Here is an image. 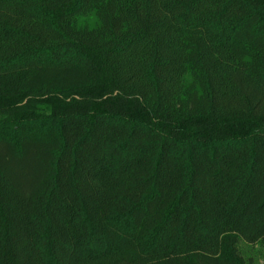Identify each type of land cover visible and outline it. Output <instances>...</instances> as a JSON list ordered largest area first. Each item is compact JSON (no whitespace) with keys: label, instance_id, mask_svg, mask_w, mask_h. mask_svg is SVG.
<instances>
[{"label":"trees","instance_id":"16d2710c","mask_svg":"<svg viewBox=\"0 0 264 264\" xmlns=\"http://www.w3.org/2000/svg\"><path fill=\"white\" fill-rule=\"evenodd\" d=\"M264 247V0H0V264H246Z\"/></svg>","mask_w":264,"mask_h":264},{"label":"rangeland","instance_id":"374dc122","mask_svg":"<svg viewBox=\"0 0 264 264\" xmlns=\"http://www.w3.org/2000/svg\"><path fill=\"white\" fill-rule=\"evenodd\" d=\"M238 249L246 264H264V247L260 243L247 244L239 241Z\"/></svg>","mask_w":264,"mask_h":264}]
</instances>
